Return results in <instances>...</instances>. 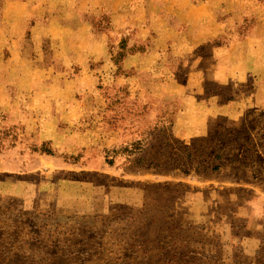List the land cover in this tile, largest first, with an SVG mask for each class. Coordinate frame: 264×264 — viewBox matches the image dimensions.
I'll list each match as a JSON object with an SVG mask.
<instances>
[{
	"label": "rangeland",
	"instance_id": "rangeland-1",
	"mask_svg": "<svg viewBox=\"0 0 264 264\" xmlns=\"http://www.w3.org/2000/svg\"><path fill=\"white\" fill-rule=\"evenodd\" d=\"M47 9L35 65H0V264H264V116L181 136L126 38L53 43Z\"/></svg>",
	"mask_w": 264,
	"mask_h": 264
},
{
	"label": "crops",
	"instance_id": "crops-1",
	"mask_svg": "<svg viewBox=\"0 0 264 264\" xmlns=\"http://www.w3.org/2000/svg\"><path fill=\"white\" fill-rule=\"evenodd\" d=\"M1 3L0 52L7 50L8 55L4 59L0 53V65L11 63L12 71L19 70L20 63L34 66L39 58L35 51H43L46 33L39 29L35 3H44L49 13L43 19L53 43L73 39L79 43L77 49L88 50L85 43L91 40V49L100 50L117 35L120 40L126 38L131 50L123 60L125 68L154 73L156 91L179 102L173 129L181 136L207 134L219 117L242 122L252 112L264 116V0ZM103 17L109 27L98 30L95 21ZM168 64L176 68L170 84L158 71ZM14 76L23 84L33 82L32 75ZM4 85L0 80L1 91ZM7 104L8 97L0 92V106Z\"/></svg>",
	"mask_w": 264,
	"mask_h": 264
}]
</instances>
